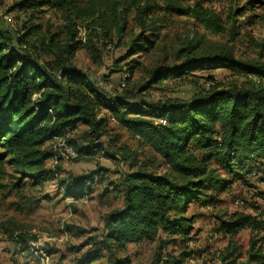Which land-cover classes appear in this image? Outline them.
Returning <instances> with one entry per match:
<instances>
[{"label": "trees", "instance_id": "obj_1", "mask_svg": "<svg viewBox=\"0 0 264 264\" xmlns=\"http://www.w3.org/2000/svg\"><path fill=\"white\" fill-rule=\"evenodd\" d=\"M163 1L168 13L189 19L214 36L227 33L232 43L245 30L243 25H254L258 17L253 14L239 20L245 16L243 12H254V1L248 6H236L239 0H187L186 6L181 5L182 0ZM215 3L230 6L220 11ZM152 8L135 0L124 12L110 0H20L9 8L25 18L19 29L5 27L6 21L0 19V189L10 176L8 168L17 176L13 189L20 188L25 179L35 186L53 176L55 172L46 169L53 157L46 146L57 137H64L76 151L74 161L92 159L99 152L113 156L103 141L111 121L149 147L173 174L150 172L132 151L121 152L123 162L129 160L135 168L119 179L122 206L105 214L102 230L74 249L86 250L75 264L102 259L107 264H130L121 256L131 245L145 243L159 245L154 264H183L193 254L187 246L194 228V217L186 215L191 204L210 206L216 199L208 190L221 192L248 177L264 184V64L260 61L238 59L232 47L209 42L202 49L203 38L197 40L192 35L177 51L179 63L152 67L142 83H133L130 69L124 86L115 91L108 88L109 76L100 81L74 63L77 54L85 51L101 65V44H114L111 30L115 28L121 40L128 24L125 15L132 13L141 29L137 41L143 42L125 59L152 52L155 35H144ZM45 9L59 15L58 25L38 22ZM252 42L255 48H264ZM119 46L118 42L115 48ZM206 67L229 70L235 83L223 86L209 78V89L189 100L151 96L161 89L163 81L194 76V71ZM159 120L166 124H159ZM211 163L228 177L216 174ZM94 180L95 175H90L70 185L59 184L67 198L79 200L91 196L93 191L86 187L93 186ZM244 230L264 232V221L235 213L220 220L218 233L234 238ZM72 231L69 227L68 232ZM6 232L14 250L22 254L38 241L22 231ZM169 245L184 252L178 258L164 257ZM231 251L223 261L231 259L229 264H237L240 257H235L236 250ZM239 264H264V249L251 240L246 259Z\"/></svg>", "mask_w": 264, "mask_h": 264}, {"label": "rangeland", "instance_id": "obj_2", "mask_svg": "<svg viewBox=\"0 0 264 264\" xmlns=\"http://www.w3.org/2000/svg\"><path fill=\"white\" fill-rule=\"evenodd\" d=\"M18 1L20 0H2L0 19L6 21H3L5 27L19 29L24 21V16L17 10L9 11V8ZM110 1L116 2L118 9H122L123 12L132 3V0ZM135 1L153 7L147 21V32L144 33L146 37L151 34L155 35L153 39L156 40V47L152 52L138 53L125 59L130 51L141 47L138 45H142L143 42V39L137 41L141 29L133 20L134 14H127V12L125 15V19L128 20L127 30L121 34L122 39L119 40V33L115 28L111 30L114 44L111 47L101 44L103 51L101 65L95 64L85 51L79 52L74 60L79 69L90 73L100 81L103 76H109L107 83L109 89H114V91L120 89L124 81L123 77L129 75L130 69L133 70V83H142L147 78V71L152 67L179 63L176 59L177 51L192 35H195L197 40L203 38L206 45L202 44V49L208 46L206 42L232 47L236 58L257 60L264 64V48H255L252 42L255 40L264 47V0H239L235 3L236 6H248L249 1L255 2L254 12H243L245 16L239 17L240 21H244L253 14H257L258 17L254 25L247 23L243 25L245 30L233 43L227 33L223 36H214L191 20L168 13L163 8L165 4L163 0ZM187 4V0L181 1L182 6ZM213 6L221 11L228 8L230 4L215 3ZM42 11L45 12L38 16L39 23L58 25L59 15L51 9ZM118 23L121 25V20ZM107 27H109L108 24ZM82 36H84L83 32ZM118 42L120 46L115 48ZM260 52L262 56L259 55ZM192 75L194 76L163 81L161 89L151 92V96L157 100L163 98L189 100L201 90L209 89L210 85L207 82L209 78H215L217 83L223 86H229L236 81L229 70L216 67H206L203 70L194 71ZM108 130L109 135L104 137L103 141L106 142V148L113 156L105 157L99 152L92 159L73 160L68 163L58 162L57 164L52 157L47 162L46 169L54 171L55 174L49 175L46 182L41 185L34 186L31 180L25 179L20 188L13 189L17 176L13 169L8 168L10 176L3 180L4 188L0 189V261L4 260L6 264H22L14 259V252L9 248L6 234V231H22L38 238L49 259L51 256L52 264H75L86 250L75 252L74 249L89 236L97 235L102 230L101 219L105 214L122 206V199L119 196V191H121L119 179L122 174L131 173V170L135 168L129 165V160L123 162L121 152L132 151L137 161L143 163L140 165L149 166L147 169L150 172L159 175L170 173L160 157L154 154L149 147L133 140L117 124L111 121L108 124ZM46 150L52 153V144H48ZM210 168L215 170L216 174L220 173L219 175L223 178L228 177L214 163H211ZM90 175H95L94 185L86 187L93 191L90 197L75 200L64 195L59 184L61 181L70 185L71 182ZM263 186L264 184L258 178L248 177L246 181L228 185L221 192L208 190L207 193L216 199L210 206L191 204L186 215L194 217V228L187 246L193 254L183 264H229L231 259L223 261V258L228 255V250H232L231 252L236 250L235 257H240L237 264L242 263L246 259L251 240L264 249L263 231L251 233L249 230H244L234 238L218 233L220 220L228 219L235 213L251 214L264 221ZM10 191L16 192L11 193ZM102 194L104 195L101 197ZM238 201H242L243 206L237 205ZM69 227L73 229L71 233L68 232ZM79 230H85L87 234L80 233ZM158 246V243L131 245L127 254L122 255L121 259H129L130 264H154ZM182 252L184 250L169 245L165 248L163 255L178 258ZM105 262L104 259L99 264H107Z\"/></svg>", "mask_w": 264, "mask_h": 264}, {"label": "built area", "instance_id": "obj_3", "mask_svg": "<svg viewBox=\"0 0 264 264\" xmlns=\"http://www.w3.org/2000/svg\"><path fill=\"white\" fill-rule=\"evenodd\" d=\"M126 75L123 77L125 80ZM122 86H124V81ZM159 124H166V121L164 120H159ZM52 154L53 158L55 160V163L57 164L58 162H65L68 163L70 161H73L77 158V153L76 151L67 144L66 140L64 137H57L52 143ZM264 190V186H263ZM237 205L243 206L242 201H238ZM42 245L40 244L39 240L36 242H32L30 244V249L28 251V255L30 257L39 259L41 264H49V257L48 255L43 251V248L41 247ZM24 254V255H27Z\"/></svg>", "mask_w": 264, "mask_h": 264}, {"label": "crops", "instance_id": "obj_4", "mask_svg": "<svg viewBox=\"0 0 264 264\" xmlns=\"http://www.w3.org/2000/svg\"><path fill=\"white\" fill-rule=\"evenodd\" d=\"M7 242L9 243V248H11L12 252H14V259L16 260L17 263H24V264H41L39 259H36V258H33V257H30L28 254L27 255H24L20 252H16L14 250V246L12 243L9 242V240H7ZM4 258V257H3ZM49 264H52V260H51V256H50V259H49ZM102 261H104V259L102 260H99L93 264H99V262L101 263ZM106 263V262H105ZM0 264H6L4 260H1L0 261Z\"/></svg>", "mask_w": 264, "mask_h": 264}]
</instances>
